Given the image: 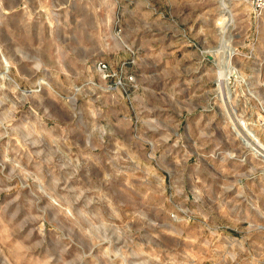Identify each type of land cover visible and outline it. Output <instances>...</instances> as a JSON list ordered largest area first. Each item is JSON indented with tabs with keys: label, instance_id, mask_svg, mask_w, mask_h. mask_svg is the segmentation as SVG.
<instances>
[{
	"label": "rangeland",
	"instance_id": "374dc122",
	"mask_svg": "<svg viewBox=\"0 0 264 264\" xmlns=\"http://www.w3.org/2000/svg\"><path fill=\"white\" fill-rule=\"evenodd\" d=\"M230 3L0 0V264H264V16Z\"/></svg>",
	"mask_w": 264,
	"mask_h": 264
},
{
	"label": "bare ground",
	"instance_id": "6f19581e",
	"mask_svg": "<svg viewBox=\"0 0 264 264\" xmlns=\"http://www.w3.org/2000/svg\"><path fill=\"white\" fill-rule=\"evenodd\" d=\"M230 1L231 0H221V5H222V8H223V12H222V16H221V23H222V26H223V29L224 30H233L234 27H235V15L233 14V12L230 10ZM228 44V43H227ZM231 48V47H230ZM224 49V48H223ZM227 49V48H226ZM225 49V50H226ZM229 49V48H228ZM228 51V50H227ZM228 56L230 59L232 56H233V49H229L228 51ZM222 61V60H221ZM225 61V60H224ZM222 63V62H221ZM225 63V62H224ZM230 63V62H229ZM226 65V64H225ZM230 66V64H227ZM225 68V67H224ZM230 68V67H229ZM228 70V69H227ZM226 70V71H227ZM232 69L228 70L229 72L231 71ZM228 73V72H227ZM227 78V74H224L222 75V82H224ZM244 141H247V146L249 148H251L252 151L256 152L257 154L261 155L262 157H264V154H262L260 151H257L255 150V146L253 145L252 141L249 140L248 138L246 137H243Z\"/></svg>",
	"mask_w": 264,
	"mask_h": 264
},
{
	"label": "built area",
	"instance_id": "2783aa9c",
	"mask_svg": "<svg viewBox=\"0 0 264 264\" xmlns=\"http://www.w3.org/2000/svg\"><path fill=\"white\" fill-rule=\"evenodd\" d=\"M244 3L250 8L252 15L255 18H260L264 16V0H243ZM99 72L105 75L108 71V66L105 62L100 61L98 63ZM253 145L255 146V150L260 151L264 154V144L261 142L259 138H256L252 135L248 137Z\"/></svg>",
	"mask_w": 264,
	"mask_h": 264
}]
</instances>
